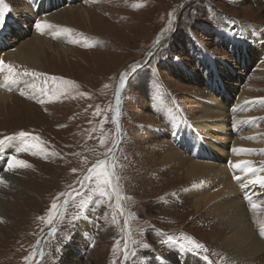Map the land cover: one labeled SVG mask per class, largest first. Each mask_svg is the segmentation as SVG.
<instances>
[{"label": "rangeland", "instance_id": "374dc122", "mask_svg": "<svg viewBox=\"0 0 264 264\" xmlns=\"http://www.w3.org/2000/svg\"><path fill=\"white\" fill-rule=\"evenodd\" d=\"M8 2L13 6L11 10L26 6L21 0ZM136 4L140 6L134 7ZM68 5L72 8L67 10L66 19L55 23L60 29L73 30L71 34L61 33L60 43L75 50L63 53L57 51V46L55 50L47 48V56L42 53L38 58L42 67H22L43 75L27 76L21 89L25 88L11 94L7 107L0 104V139L23 130L47 142L44 147L49 152L58 153L47 157L42 153L34 155L31 150L16 154L32 167L18 170L19 174L28 175L26 190L16 196L1 195V200L8 201V217L4 216L0 222L5 229V237L0 239V264H34L26 262L24 257L30 255L37 240H41V246L48 253L43 264H113V261L121 264L122 252H114L113 246L119 238L123 248L124 217L117 215L119 222L112 223L109 203H97L87 187L76 183L87 174L92 163L109 155L106 148L115 138L113 118L117 115V97L121 100L119 122L125 136L116 152V172L128 198L124 200L126 213H133L135 217L130 220L132 237L150 245L138 248L137 256L129 264H156L160 262V258L156 259L158 256L167 258L170 250L166 237L181 233L206 245L208 253L223 264H238L231 255L234 253L224 246V234H228L225 224L221 222V226L218 218L213 216V220L206 213L214 215L215 210L205 205L206 211L204 207L198 209L189 197L193 194L188 191L194 190L198 181L188 180L184 169L160 161L162 144L170 140V125L163 112L164 104H169L184 120L191 118L196 133H203L200 127L206 122L200 117L204 106L201 100L215 96L206 81L214 73L211 64H215L219 75L227 74L228 65L223 62L232 64L236 57L244 55L240 53L242 42L254 43L264 50V0H101L94 3L78 0ZM86 7L94 15L90 21L83 12ZM170 12L173 13L172 30L164 32L162 45H155L161 31L168 28ZM95 19H103L111 27L107 30ZM27 29L31 31L32 27ZM27 29L22 28L23 34L12 42L14 46L31 36ZM73 39L79 42H71ZM200 44L205 51L199 49ZM135 64L139 67L132 72ZM254 65L249 67L252 76L243 78L236 92L246 84V91L253 99L264 98V66ZM240 70L243 69L236 68V74L224 78L229 85L239 78ZM126 72L129 75L121 88V75ZM51 77L57 79L53 81ZM60 78L75 83L68 85ZM30 86L36 99L24 92ZM40 98L45 102L39 103ZM251 111L249 118L259 120V116L260 128L264 129V104ZM233 115L227 116L231 121L228 127L231 138L226 144L254 138L261 145L263 135L258 133L259 140L255 134L248 133L251 122L234 128L240 120H234ZM101 137L107 141L103 146ZM25 141V146L34 143L31 139ZM261 149L264 146L257 150ZM255 162L259 169H264L263 157ZM5 176L9 182L6 172ZM70 186L79 195L75 203L70 201L68 221L61 224L56 237L59 244L56 251L55 241L44 244L48 226L37 217L45 216L57 193L69 191ZM261 192L264 194V190ZM197 196L200 195H193ZM20 198L23 203L19 202ZM81 199L88 200L82 211L75 207ZM111 203L114 206L115 198ZM78 211L79 219L72 220ZM82 218L89 225L86 242L79 240L77 223Z\"/></svg>", "mask_w": 264, "mask_h": 264}, {"label": "bare ground", "instance_id": "6f19581e", "mask_svg": "<svg viewBox=\"0 0 264 264\" xmlns=\"http://www.w3.org/2000/svg\"><path fill=\"white\" fill-rule=\"evenodd\" d=\"M87 1L94 3L95 1L99 2L101 0ZM70 8L72 7L66 5V8L63 7L46 15L40 16L36 15L37 2L35 0H30L29 5L27 4L21 10L15 8V10L12 9L13 11L11 10L12 12L10 14L12 15V21L17 26V29L14 31L12 30V37L9 38V41L13 42L18 39L23 34L22 28L24 26H26V29L32 27L31 31L27 29L31 36L15 46L13 43L11 46L4 44L3 49L0 46V59L14 65L19 72H23L22 67L25 65H38L40 67L41 64L38 58L42 53L47 56V48L55 50V47L57 46V51H62L63 53L67 50H75V48H68L64 44L60 43L63 39V34L58 36L53 35V33L60 31V27L55 23V20H65L66 18L64 16H66L65 14ZM83 12L85 13V18L89 21L94 17V15L91 16V14L88 13L87 7L83 9ZM27 18H29V23ZM37 21H46L53 27L45 28L43 33H41L35 27ZM97 22H100L99 25H102L107 30V27H111L110 24L103 21V19H98ZM116 32H118L117 29H115V33ZM262 37L264 38V32H262ZM55 41L60 45H55L53 43ZM241 46L242 52L240 53L244 55L236 57L237 59L233 60L234 62H232V64L229 61L223 62L224 65H228L227 70H229V72L227 74L225 73L219 75L217 67L211 61V67H213V71L216 73V76L214 81L210 80L212 82L210 84V91L214 93L215 96L212 95V97L207 98L206 100H201V102L204 103V106L201 109L200 117L203 118L206 124L205 126L199 125L201 126L200 128L203 130V133H195L193 137V144H195L197 148L194 149L191 154L193 155L195 153L202 152L200 147L204 150L208 147L214 154L212 159H197L186 153V149L181 147L182 145H185L184 136H179L177 131L180 127H184L187 131H190L191 128H189L188 125L193 127L191 131H194V129L196 130V125L192 123L191 118L188 117V120H184L180 114H176L171 110L169 104H164V112H162L165 115L164 118L169 121L168 126L170 125V132L168 134V139L170 140L162 144L163 151L161 150L162 154L160 161L162 164L167 163L169 166L175 167L176 169H184L185 176L188 180L192 179V181H198L194 190L187 191L188 193L190 192V194L200 196L194 198L193 195H189V197L194 199L193 204H195L198 209L203 208L205 205L207 206V209L211 208L215 210L213 215L207 212L204 207L208 216L212 217L213 220H215L213 217L215 216V218H218L217 221L220 220V224L221 222L225 224L228 234H224V246L234 253H231V255L237 260L238 264H258L264 263V241L258 235L260 225L264 224V207L255 211L251 210L249 201L242 198L241 188L236 185L238 180L234 177L240 176V181L245 182V184L248 183V178L241 172L238 174L235 173V175L232 176L233 174L229 172V168L231 167L230 162L233 164L236 161L241 160L255 162L257 159L262 157L264 158V151L257 150L259 146H264V141L261 145L255 143L254 138L249 141L243 140V142L242 140H232L231 144H226V142L231 138V132L228 131V127L231 125L230 118L227 117L228 114L234 113V120H240L239 124H234V128L238 126L242 127L244 125L247 126V124L242 121H246L250 116H252V114H250L252 112L251 110H257L259 108V104H264V102H260L259 99H253L254 97L246 91V84L242 85V90L240 92H236V89L239 91V85H241L242 79L252 76L251 73L249 74V67L253 66V64H256L254 66H259L258 68L264 66V50L262 48H257L253 44L245 42H242ZM199 49L201 51H205L204 45L200 44ZM236 68H242L243 70H240L239 78L234 80V82H231V85H229V81L224 78L234 75ZM21 80L23 81L24 78ZM30 92L31 90L29 89V93L27 94L30 95ZM11 94L13 93L0 87V104L3 107H7L8 99L12 98ZM230 99L232 101H229ZM39 100H41V98ZM245 101H248V103H245ZM32 107L35 110L34 106L30 105V108ZM258 118L259 120L255 119L251 122L252 125L249 126L248 124V127L250 128L248 133L255 134L258 138V133H260L263 135L262 138H264V129L260 128L262 126L259 125L260 117L258 116ZM237 137L239 138V134H237ZM239 148L253 149L257 151L249 153H237L234 151ZM202 154L204 153L202 152ZM226 159L229 160L227 165L223 162ZM255 166L256 165L254 164L253 167ZM256 168L259 169L258 166H256ZM18 170L19 169L7 170L6 167L5 171L0 172V176L5 177L6 180L7 176H5V172L10 178V181L6 185H0V187H2L0 188V222L3 221L4 216L8 217V201L1 200V195L9 193L15 194L16 196L21 191L27 189L25 183L28 175H21L18 173ZM261 173H264V171H258L256 174L261 175ZM17 175L21 177H18ZM263 190L264 187L259 188V190L256 191V195L263 194V192H261ZM224 194H226V197ZM256 200L264 205V198L261 197ZM19 202L23 203L24 200L20 198ZM77 225L80 231L79 232L77 230L78 233H80L79 240L81 242L89 241V235L86 234L88 232L89 225L86 220L82 218V220L78 221ZM221 226L223 225L221 224ZM4 230L0 225L1 240L5 237ZM173 257L174 255L170 253L168 259L170 260ZM80 259L81 258H79V260ZM176 261L177 260H175L174 263H176ZM162 263L163 261L160 260V262L156 264Z\"/></svg>", "mask_w": 264, "mask_h": 264}, {"label": "snow or ice", "instance_id": "6c2138e0", "mask_svg": "<svg viewBox=\"0 0 264 264\" xmlns=\"http://www.w3.org/2000/svg\"><path fill=\"white\" fill-rule=\"evenodd\" d=\"M139 4L134 5V7H139ZM11 12L10 6L5 2V0H0V28L4 26L6 23L5 17L8 13ZM172 16L173 13H169V22H168V28L161 31L160 36L157 37L156 41L154 42L155 45H162L161 37L164 35V32L171 31L172 30ZM35 27L38 31L43 33L45 28H51L52 25L48 24L46 21H37L35 24ZM72 29L69 28H62L59 32L53 33V35L58 36L61 33L64 34H71ZM71 42L78 43V40L73 39ZM85 46H90L88 44H85ZM139 65L135 64L132 66V72H135L136 68H138ZM0 73H4L5 75V82L7 86H11V84H15L18 81L22 79V77L31 76V77H39L43 74L30 71L28 69H24L23 72H19L17 68L12 65L11 63L5 62L3 59H0ZM129 73H123L121 75L120 80V87L123 88L125 84V79ZM53 81H55L56 77H51ZM61 80H64V78H60ZM65 84L72 85L75 82L70 80H64ZM5 86V85H0ZM23 95L24 92H21ZM46 94V93H45ZM84 95H87V93H84ZM260 102H264V98H258ZM39 103H44V100H39ZM245 103H248V101H245ZM117 104V115L113 118L114 123L116 125L115 129V138L112 139L111 145L106 148V153L109 155H105L104 158L97 159L94 163H92L91 167L87 169V174L83 176L82 179L76 181L79 185L82 187H87L89 191L95 196L96 202L99 204H103L108 202L109 208L112 211L111 215V222L112 223H118L117 215L120 217H124L123 219V228L121 229V232L123 233L122 239L124 240L123 248L120 247V239H116V243L113 246V251H120L123 255V261H121V264H129V261L131 258H134L137 256L138 248H148L150 245L147 243H142L140 241H137L132 237V230L130 226V220L134 217L133 213L127 212L124 205V200L128 199L125 197L123 191H122V185H121V177L116 172L117 162H116V152L119 150V146L124 141V132L122 129V126L119 122V105L121 104V100L119 97L116 99ZM111 111V108L109 109ZM99 111V109H98ZM256 118H249L246 121H242L243 123H248L254 121ZM251 138V137H249ZM26 140L31 139L34 141V143L30 145H26L25 147L21 148V151H32V154H38L42 153L46 157L56 156L58 153L56 152H49L47 148L44 147V145L47 143L42 140L39 136H34L32 133L25 132L21 130L19 133L11 135V136H4L2 139H0V145L6 144L8 141L11 140ZM107 143L106 139L104 137L100 138V144L101 146L105 145ZM237 153H249L257 150L253 149H244L239 148L235 149ZM264 151V150H259ZM111 157V159L109 158ZM255 162L253 161H236L234 164L230 162V166L233 169L240 170L245 177H250L248 179V183L241 184V187L246 189L249 184H259L264 186V175H257L256 173L258 171H264V169H257L253 167ZM32 167V165L23 159H18L16 155H12L8 158V165L7 170H15L19 168H29ZM122 167V166H121ZM73 172L76 171V169H72ZM237 180H241L240 176L234 177ZM8 182L5 177L0 176V185H6ZM75 194V195H74ZM79 195L76 188L70 186L69 191L60 192L57 193V195L53 198L51 204L48 207L47 214L45 216L37 217V219L43 221L45 225L48 226L47 233L43 237L44 244L47 245L50 240L56 242L55 250L59 251V244L56 240V237L59 235V228L61 224H64L68 221L67 217V210L69 208L70 201L75 203L76 196ZM85 196H88V193H85ZM115 198V204L111 203V201ZM88 199H92L91 196H88ZM245 199L249 201L251 210L255 211L257 209H260L261 207H264L261 203L258 202V200H254L251 195L246 194ZM88 200L81 199L79 203L75 204V207L82 211L86 205ZM108 214H105V219H107ZM72 220L79 219V211L76 215L71 217ZM44 229H41V232H43ZM260 234L264 235V224L260 225ZM167 242L175 243L180 248L184 249L185 251L189 253H196L197 255L200 254L201 251L204 253H208V249L206 245L203 243L197 241L192 236L181 233L177 237L173 236H167L166 237ZM94 243V241H93ZM47 252L45 250V247L41 246V240H37V242L32 246V251L29 256L24 257V260L26 262L33 261L34 264H43V261L45 257L47 256ZM203 259L208 262V264H219V261H214L210 259V256L208 254H205L203 256ZM223 259V258H222ZM113 264H116L115 261H113Z\"/></svg>", "mask_w": 264, "mask_h": 264}]
</instances>
